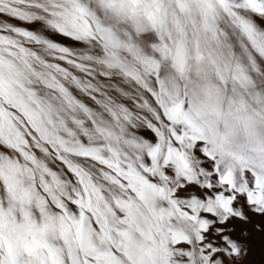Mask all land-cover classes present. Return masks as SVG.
Returning a JSON list of instances; mask_svg holds the SVG:
<instances>
[{
    "label": "snow or ice",
    "instance_id": "6c2138e0",
    "mask_svg": "<svg viewBox=\"0 0 264 264\" xmlns=\"http://www.w3.org/2000/svg\"><path fill=\"white\" fill-rule=\"evenodd\" d=\"M264 264V0H0V264Z\"/></svg>",
    "mask_w": 264,
    "mask_h": 264
},
{
    "label": "bare ground",
    "instance_id": "6f19581e",
    "mask_svg": "<svg viewBox=\"0 0 264 264\" xmlns=\"http://www.w3.org/2000/svg\"><path fill=\"white\" fill-rule=\"evenodd\" d=\"M253 260L255 261V264H260L261 257L259 256V254H257L256 256L253 257Z\"/></svg>",
    "mask_w": 264,
    "mask_h": 264
}]
</instances>
